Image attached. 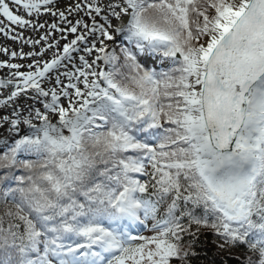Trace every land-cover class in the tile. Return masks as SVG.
Wrapping results in <instances>:
<instances>
[{
    "label": "snow or ice",
    "instance_id": "snow-or-ice-1",
    "mask_svg": "<svg viewBox=\"0 0 264 264\" xmlns=\"http://www.w3.org/2000/svg\"><path fill=\"white\" fill-rule=\"evenodd\" d=\"M229 261L264 264V0H0V264Z\"/></svg>",
    "mask_w": 264,
    "mask_h": 264
},
{
    "label": "trees",
    "instance_id": "trees-1",
    "mask_svg": "<svg viewBox=\"0 0 264 264\" xmlns=\"http://www.w3.org/2000/svg\"><path fill=\"white\" fill-rule=\"evenodd\" d=\"M209 240H211V237H209ZM209 255H212V253L210 252ZM228 264H236L235 261H229Z\"/></svg>",
    "mask_w": 264,
    "mask_h": 264
}]
</instances>
